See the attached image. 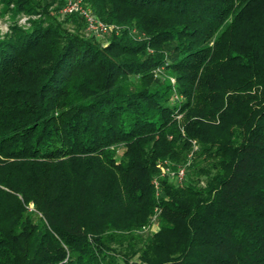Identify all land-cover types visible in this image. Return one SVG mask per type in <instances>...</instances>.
<instances>
[{"label": "trees", "instance_id": "16d2710c", "mask_svg": "<svg viewBox=\"0 0 264 264\" xmlns=\"http://www.w3.org/2000/svg\"><path fill=\"white\" fill-rule=\"evenodd\" d=\"M83 1L0 0V264H264V0Z\"/></svg>", "mask_w": 264, "mask_h": 264}, {"label": "built area", "instance_id": "2783aa9c", "mask_svg": "<svg viewBox=\"0 0 264 264\" xmlns=\"http://www.w3.org/2000/svg\"><path fill=\"white\" fill-rule=\"evenodd\" d=\"M62 17L71 16V15H79L86 25V33L88 36H94L99 39L101 37H106L110 31L112 30V26L101 21L94 13L91 12L89 8L86 7L83 0H65L64 6L61 7L59 11ZM175 82L174 79H172ZM197 149V147H195ZM189 165V163H188ZM187 165V166H188ZM186 175V166L179 168L177 172H173L171 167L167 164L162 168V177H175L179 183H182L185 179ZM154 186L157 190V195L160 191V181L159 179H154ZM158 211V210H157ZM159 213V212H158ZM157 213V214H158ZM157 216L151 219V223L157 222ZM149 227L145 228V231H148Z\"/></svg>", "mask_w": 264, "mask_h": 264}, {"label": "rangeland", "instance_id": "374dc122", "mask_svg": "<svg viewBox=\"0 0 264 264\" xmlns=\"http://www.w3.org/2000/svg\"><path fill=\"white\" fill-rule=\"evenodd\" d=\"M38 1H40V3H41L42 5L50 4V6H51L50 9H51V10L59 9V8L63 7V6H64V3H65V0H38ZM87 8L90 9V7H87ZM59 10H60V9H59ZM62 18H63V17H62ZM28 20H29V17H27V16H23V17L20 19V23L25 24ZM8 26H9L8 16H6L5 18H0V32H1V34H5V33L8 31ZM68 27L72 28L73 25L69 24ZM84 33H85L87 36L89 35V34L86 33V31H84ZM108 37H109V34H108L106 37H101V38H99V40L105 42V41L107 40ZM159 74L161 75V78H162V79H163V78H167V79H169L172 83H175V82H173V80H172V79H174V78H172L170 75H167V74H164V73H163V74L159 73ZM174 80H175V79H174ZM122 152H123V149H119V152H118V153H119V154H122ZM187 164H188V163H187ZM148 227H149L148 232L144 231V232H140V233H138V234L142 235L141 233H144V235H142L143 237H146L147 235H150V234H154V233H156V232L159 231L160 223H159V221H157L156 223H155V222L151 223V220H150V223L148 224Z\"/></svg>", "mask_w": 264, "mask_h": 264}]
</instances>
